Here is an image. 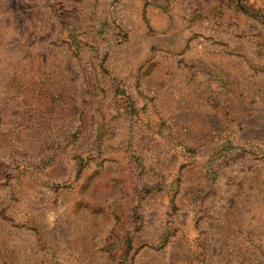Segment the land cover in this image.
Masks as SVG:
<instances>
[{
  "label": "rangeland",
  "instance_id": "374dc122",
  "mask_svg": "<svg viewBox=\"0 0 264 264\" xmlns=\"http://www.w3.org/2000/svg\"><path fill=\"white\" fill-rule=\"evenodd\" d=\"M0 264H264V0H0Z\"/></svg>",
  "mask_w": 264,
  "mask_h": 264
}]
</instances>
